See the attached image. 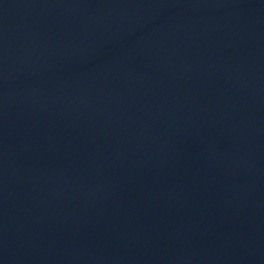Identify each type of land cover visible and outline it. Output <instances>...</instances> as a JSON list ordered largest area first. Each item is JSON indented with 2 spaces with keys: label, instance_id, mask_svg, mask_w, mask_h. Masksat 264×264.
I'll return each instance as SVG.
<instances>
[{
  "label": "water",
  "instance_id": "1",
  "mask_svg": "<svg viewBox=\"0 0 264 264\" xmlns=\"http://www.w3.org/2000/svg\"><path fill=\"white\" fill-rule=\"evenodd\" d=\"M0 264H264V0H0Z\"/></svg>",
  "mask_w": 264,
  "mask_h": 264
}]
</instances>
